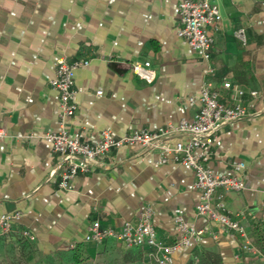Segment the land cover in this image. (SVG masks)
Returning a JSON list of instances; mask_svg holds the SVG:
<instances>
[{
    "label": "crops",
    "instance_id": "1",
    "mask_svg": "<svg viewBox=\"0 0 264 264\" xmlns=\"http://www.w3.org/2000/svg\"><path fill=\"white\" fill-rule=\"evenodd\" d=\"M182 1L0 0V216L21 214L10 232L0 227V264H156L147 247L86 240L94 221L121 230L126 221L137 224L147 207L163 244L181 238L179 217L216 233L173 254L171 264L205 254L223 264H264V0H215L222 18L210 28L209 60L178 35ZM238 28L245 29V45L235 37ZM62 57L90 62L76 71L78 109L67 126L87 142L104 130L120 137L190 120L208 82L222 103L248 108L247 117L221 128L203 162L243 180V190L220 189L215 201L246 227L255 253L198 214L194 171L160 163L156 150H112L75 176L71 189L59 187L62 158L46 136L60 129V94L51 81ZM145 60L157 71L152 83L133 72L132 64ZM26 229L34 241L23 237Z\"/></svg>",
    "mask_w": 264,
    "mask_h": 264
},
{
    "label": "built area",
    "instance_id": "2",
    "mask_svg": "<svg viewBox=\"0 0 264 264\" xmlns=\"http://www.w3.org/2000/svg\"><path fill=\"white\" fill-rule=\"evenodd\" d=\"M221 18L220 7L215 0H183L179 4L178 35L185 39L192 49L201 52L204 59L209 60L214 47L210 28L218 24ZM235 37L242 44L247 43L244 28H238ZM89 64L88 60L70 62L62 57L57 61L56 75L51 81V86L60 94V129L50 132L46 138L52 142L53 151L62 158L58 166L59 187L63 190L71 189L75 176L92 171L112 150L128 145H140L146 150H156L160 163H176L194 171L195 187L200 192L198 214L218 224L222 232L240 238L244 251L255 253L256 249L251 244L246 227L227 211L220 197L218 202L215 201L216 192L220 189L226 192L243 190L245 188L243 180L237 176L216 174L203 162L209 148L214 144L216 134L224 125L247 117L250 114L248 108L240 101L232 106L222 103L218 92L208 82L197 98L199 110L190 120L184 119L178 124H169L156 131L135 130L120 137L104 130L97 142H87L78 134L71 135L67 126L68 120L78 109L75 102L76 71ZM132 68L135 76L147 83L154 82L157 77V71L151 61H135ZM210 71L213 72L212 69ZM224 86L233 87L230 82H225ZM98 94L101 95L102 91ZM238 94L241 97L245 91L238 89ZM250 94L255 97L258 92L251 91ZM4 134L0 132V136ZM183 135L190 137L188 142L181 139ZM240 166L244 167L243 164ZM20 218L21 214L18 212L1 215V229L6 233L10 232ZM176 224L181 238L172 245L161 243L153 224V211L147 207L140 213L137 224L126 221L121 230L103 227L100 221H94L86 240L101 244L115 238L127 247H147L149 250L147 257L151 262L171 264L173 254L197 244L208 233L216 235L209 226L198 228L187 223L182 217L176 219ZM22 235L30 241L35 240V235L28 229L23 230Z\"/></svg>",
    "mask_w": 264,
    "mask_h": 264
},
{
    "label": "trees",
    "instance_id": "3",
    "mask_svg": "<svg viewBox=\"0 0 264 264\" xmlns=\"http://www.w3.org/2000/svg\"><path fill=\"white\" fill-rule=\"evenodd\" d=\"M185 264H223V261L215 254H205L193 256Z\"/></svg>",
    "mask_w": 264,
    "mask_h": 264
}]
</instances>
